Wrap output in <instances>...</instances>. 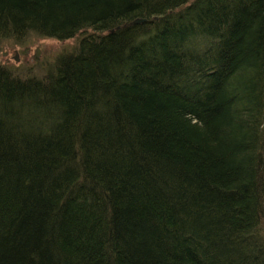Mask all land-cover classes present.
<instances>
[{
  "label": "trees",
  "instance_id": "16d2710c",
  "mask_svg": "<svg viewBox=\"0 0 264 264\" xmlns=\"http://www.w3.org/2000/svg\"><path fill=\"white\" fill-rule=\"evenodd\" d=\"M29 34L76 42L0 63V264H264V0H0Z\"/></svg>",
  "mask_w": 264,
  "mask_h": 264
},
{
  "label": "rangeland",
  "instance_id": "374dc122",
  "mask_svg": "<svg viewBox=\"0 0 264 264\" xmlns=\"http://www.w3.org/2000/svg\"><path fill=\"white\" fill-rule=\"evenodd\" d=\"M75 42L74 38L57 40L35 34H29L21 41L8 39L0 46V63L11 66L21 74H41L46 63H50L61 50L70 48Z\"/></svg>",
  "mask_w": 264,
  "mask_h": 264
},
{
  "label": "water",
  "instance_id": "95a60500",
  "mask_svg": "<svg viewBox=\"0 0 264 264\" xmlns=\"http://www.w3.org/2000/svg\"><path fill=\"white\" fill-rule=\"evenodd\" d=\"M146 20H147L146 18H143V17H137V18H135V19H133V20L131 21V24L142 23V22H145ZM14 58L17 59V58H18L17 55H15Z\"/></svg>",
  "mask_w": 264,
  "mask_h": 264
}]
</instances>
